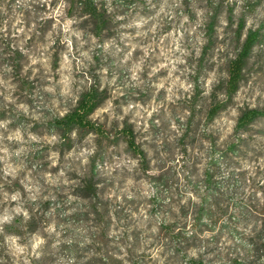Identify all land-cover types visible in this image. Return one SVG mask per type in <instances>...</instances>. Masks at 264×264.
<instances>
[{
  "label": "rangeland",
  "instance_id": "1",
  "mask_svg": "<svg viewBox=\"0 0 264 264\" xmlns=\"http://www.w3.org/2000/svg\"><path fill=\"white\" fill-rule=\"evenodd\" d=\"M96 2L100 35L80 0H0V264H264V117L237 126L264 110V0ZM240 21L261 38L230 97ZM91 87L102 131L55 127Z\"/></svg>",
  "mask_w": 264,
  "mask_h": 264
},
{
  "label": "trees",
  "instance_id": "2",
  "mask_svg": "<svg viewBox=\"0 0 264 264\" xmlns=\"http://www.w3.org/2000/svg\"><path fill=\"white\" fill-rule=\"evenodd\" d=\"M80 7L85 15L94 18L96 27L99 30L97 31V35H100L104 29L105 10H103L96 0H80ZM244 29L245 23L240 21L238 26L239 37H242V35L245 34V38L238 53L229 63L226 93L230 97L239 91L244 79L246 65L261 38V32L259 29H248L245 33ZM101 103L102 94L100 90L95 87L89 88L81 94L76 106L70 112L55 121V127L63 132H72L75 129L101 132V127L93 122L91 118L95 111L101 106ZM224 107L225 104H217L210 110L209 114L213 117L219 111L224 109ZM263 117L264 110L248 108L240 115L237 126L238 128L246 129L255 121ZM126 135L128 137L129 147L138 155L144 156L145 153L137 144L133 131L127 130ZM96 175V172H93L88 180L83 181L78 186V196L84 199H87V197L91 198L92 196L96 198L98 197L100 189L96 180ZM88 195H91V197Z\"/></svg>",
  "mask_w": 264,
  "mask_h": 264
}]
</instances>
